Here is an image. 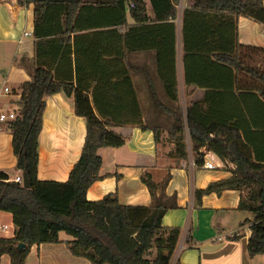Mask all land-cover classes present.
I'll return each mask as SVG.
<instances>
[{"label":"trees","instance_id":"trees-1","mask_svg":"<svg viewBox=\"0 0 264 264\" xmlns=\"http://www.w3.org/2000/svg\"><path fill=\"white\" fill-rule=\"evenodd\" d=\"M149 1L153 18L145 0H25L34 5L36 61L31 81L21 87L20 111L11 123V134L16 168L27 173L30 188L0 172V211L12 214L16 226L13 239L0 238V258L8 255L12 264H26L34 245L61 243L65 233L71 237L66 241L71 253L92 264H171L181 228L163 224L169 211L179 209L176 195H167L170 174L161 183L150 174L143 176L152 199L149 206L123 205L112 194L99 201L87 198L90 187L101 180L103 160L98 152L125 145L126 139L112 130L123 126L151 130L156 142L167 130L175 145L169 156L182 160L188 158V129L197 166L204 164V149L234 164L230 178L196 190L195 199L200 204L204 196L249 189L239 207L254 217L245 221L252 230L248 254L251 258L264 254V130L257 129L261 127L253 117L244 124L242 105L243 98L250 97L264 107V48L245 46L238 38L240 17L256 21L264 30V0H191L182 20L185 79L187 85L205 88V97L190 105L184 116L175 105L179 102L175 49L167 63L160 49L158 76L165 101L154 92L156 115L145 120L126 52L141 51L135 39L141 40L149 22L175 29L180 2ZM128 13L135 25L122 32ZM85 37L95 39L83 44ZM87 49L94 57L84 62L81 53ZM113 64L117 73H111ZM93 66L100 73L92 74ZM195 69L203 74H191ZM62 92L74 96L76 115L86 121L85 144L68 181H40L45 98ZM162 114L170 120L169 127L160 122ZM21 243L25 247L18 249Z\"/></svg>","mask_w":264,"mask_h":264},{"label":"crops","instance_id":"crops-1","mask_svg":"<svg viewBox=\"0 0 264 264\" xmlns=\"http://www.w3.org/2000/svg\"><path fill=\"white\" fill-rule=\"evenodd\" d=\"M145 1L148 15L153 18L150 1ZM191 5V0H180L177 5V19L174 21L175 29L156 22L147 23V31H144L141 40L135 39L142 47L141 51L126 52L125 63L130 68L145 120L156 115L152 110L155 108L154 92L158 93L162 102L165 101L164 88L158 76L160 49L164 63L170 62L169 59L175 52L179 94V102L175 105L182 108L184 116L186 117L190 105L205 97V88L187 85L185 79L182 20L184 10ZM34 24L33 4H27L25 0H0V89L2 86H8L15 95L21 94L22 85L32 79L31 70L36 61ZM134 25L128 13L126 25L120 30L125 32ZM238 31L241 44L264 48V30L261 24L240 17ZM93 38L95 39L85 37L82 43H90ZM92 57V49L81 53L84 62H88ZM98 70L93 66L91 72L100 73ZM110 70L111 73H117L116 65H110ZM198 73L203 74L198 69L192 70L191 74ZM15 95L4 98L6 105L18 102ZM243 99L244 124H247V119L253 117L254 123L261 127L257 129L264 130V107L250 97ZM45 101L46 108L39 138L38 179L66 182L83 151L87 135L86 121L76 115L74 96H67L62 92L46 97ZM221 102H224L223 98ZM112 130L126 139L125 145L99 150L98 154L103 160L101 180L88 190V200L99 201L112 194L123 205L149 206L152 199L149 189L143 183V176L150 174L156 183H161L170 174L167 195H176L179 209L169 211L163 219V224L181 228L179 243L171 258V264H177L179 261L184 264H264V254L254 258L248 254L252 230L251 223L245 221H252L254 217L239 207L242 199H247L249 189L227 190L221 195L204 196L200 204H197L195 199L196 190L230 178L234 164L231 163L215 173L213 171L216 170L209 171L197 166L188 129L185 132L188 158L184 160L169 156L175 145L169 142L164 144L161 140L156 142L155 134L151 130L144 131L134 126L114 127ZM161 135H169V132L163 130ZM12 141L11 131L0 134V172L6 173L10 181H15L18 176L23 178V172L16 168L17 157ZM261 145L258 144L260 148ZM15 235L13 215L0 211V238L13 239ZM60 237L63 241L61 243L34 245L26 264H92L89 260L71 253L66 244V241L71 239L70 236L61 233ZM0 264H12L11 258L8 255L2 256Z\"/></svg>","mask_w":264,"mask_h":264},{"label":"built area","instance_id":"built-area-1","mask_svg":"<svg viewBox=\"0 0 264 264\" xmlns=\"http://www.w3.org/2000/svg\"><path fill=\"white\" fill-rule=\"evenodd\" d=\"M131 7H134V5ZM25 35L28 36V33ZM10 95H15L10 87L4 86L0 89V134L6 131H11V123L17 119L20 111L18 102L21 100L22 95L16 94L15 96L17 97L18 102H10L9 105H6L4 98L9 97ZM203 151L205 152V161L201 166L203 169L213 171L223 169L225 166L231 165L230 162H224L222 160L219 161L218 159L220 158L216 154L205 149ZM15 182L23 185V178L18 176L15 179Z\"/></svg>","mask_w":264,"mask_h":264},{"label":"rangeland","instance_id":"rangeland-1","mask_svg":"<svg viewBox=\"0 0 264 264\" xmlns=\"http://www.w3.org/2000/svg\"><path fill=\"white\" fill-rule=\"evenodd\" d=\"M2 87H4V86H2ZM160 122H162V124L165 127H169V125H170V120L166 116H162L161 119H160ZM185 138H186V135H185ZM160 140L164 144H166L167 142L171 143L170 139H169V135H161ZM188 151L191 153V151L189 149H188ZM213 172L215 173V172H218V171L216 170V171H213Z\"/></svg>","mask_w":264,"mask_h":264},{"label":"water","instance_id":"water-1","mask_svg":"<svg viewBox=\"0 0 264 264\" xmlns=\"http://www.w3.org/2000/svg\"><path fill=\"white\" fill-rule=\"evenodd\" d=\"M23 187L25 189H29L30 188V182H29V179H28V176H27L26 172H23ZM21 200H23V198H21ZM24 247H25V244H23V243L18 245V249H22Z\"/></svg>","mask_w":264,"mask_h":264}]
</instances>
